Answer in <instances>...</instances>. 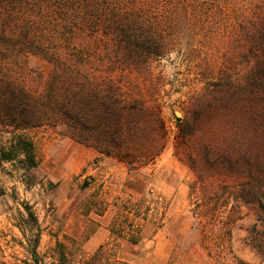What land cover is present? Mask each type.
<instances>
[{
  "label": "trees",
  "instance_id": "obj_1",
  "mask_svg": "<svg viewBox=\"0 0 264 264\" xmlns=\"http://www.w3.org/2000/svg\"><path fill=\"white\" fill-rule=\"evenodd\" d=\"M32 58L49 68L42 90L27 79L23 63ZM175 59L205 83L177 123L198 177L191 194L203 206L210 195L214 201L194 214L216 217L224 208L232 217L257 206L254 248L264 259V0H0V64H16L0 65V128L9 134L0 162L22 157L25 170H37L34 140L24 133L46 125L107 157H135L133 145L150 135L164 149L171 132L152 73ZM207 175L221 178L218 188ZM143 202L121 205L111 240L83 264H110L107 250L122 237L138 242L130 222L148 219ZM23 205L25 264H43L42 233L34 241L28 234L39 222ZM67 250L57 242L47 255L61 264Z\"/></svg>",
  "mask_w": 264,
  "mask_h": 264
},
{
  "label": "rangeland",
  "instance_id": "obj_2",
  "mask_svg": "<svg viewBox=\"0 0 264 264\" xmlns=\"http://www.w3.org/2000/svg\"><path fill=\"white\" fill-rule=\"evenodd\" d=\"M24 64L27 79L42 90L43 73L47 75L49 68L36 58ZM14 71L15 76L21 73L19 67ZM152 74V80L163 85L158 100L171 132L164 149L159 135H150L133 145L137 157H106L67 137L63 127L46 125L24 133L34 140L37 170H25L22 157L13 163L0 162V264H25L30 258L21 246L27 240L20 229L27 217L24 203L33 208L39 222H30L28 234L34 241L42 233L43 264H53V254L47 253L57 242L69 252L61 264H83L95 259L99 248L108 243L120 198L129 206L144 200V214L149 213L146 220L130 222L139 229L141 242L133 245L125 240L107 250L110 264H264L254 248L257 206L243 205L232 217L224 208L216 217L194 214L211 209L214 201L210 195L203 206L199 195L191 194L198 177L190 167L189 148L177 138V123L191 114L205 83L176 59L158 64ZM0 131V147L6 146L9 134ZM153 150L160 153L153 155ZM220 181L219 176L207 175L211 188H218Z\"/></svg>",
  "mask_w": 264,
  "mask_h": 264
},
{
  "label": "crops",
  "instance_id": "obj_3",
  "mask_svg": "<svg viewBox=\"0 0 264 264\" xmlns=\"http://www.w3.org/2000/svg\"><path fill=\"white\" fill-rule=\"evenodd\" d=\"M33 130H35V129H33ZM102 155V154H101ZM104 156V155H103ZM107 157V156H106ZM125 202V201H124ZM123 201H122V198H120V200H119V202L116 204V216H115V220L113 219V221L111 222V224H110V227H109V238H108V242L111 240V236H112V234H111V227H112V225L114 224V222L115 221H117V218H118V213H119V209H120V207H121V205L124 203ZM108 210H109V207L108 208H104L103 210H102V214H106L107 212H108ZM120 214V213H119ZM194 218H196L195 216H194ZM197 219V218H196ZM129 236H127V237H122L121 238V240H118V243H117V248H118V246H120L121 245V243L123 242V241H125L126 240V242L127 243H129V244H133V245H137V244H139L140 242H141V234H140V236H139V240H138V242L137 243H132L130 240H129ZM203 239H204V236H203ZM202 248L204 249L205 248V245H204V242H203V244H202ZM207 248V247H206ZM200 251H201V248L199 249ZM201 261H204V260H201ZM166 264H175V263H168V261L166 262ZM206 264V263H205Z\"/></svg>",
  "mask_w": 264,
  "mask_h": 264
}]
</instances>
